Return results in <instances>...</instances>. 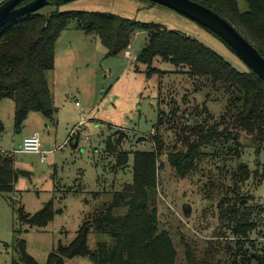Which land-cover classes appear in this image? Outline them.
<instances>
[{"label":"rangeland","instance_id":"obj_1","mask_svg":"<svg viewBox=\"0 0 264 264\" xmlns=\"http://www.w3.org/2000/svg\"><path fill=\"white\" fill-rule=\"evenodd\" d=\"M237 1L241 12H246L245 0ZM59 9L160 24L196 38L238 71H247L235 52L204 27L146 0H69ZM55 10L48 5L41 13L50 15ZM66 31L56 43L55 69L47 74L57 108L54 120L33 112L16 132L15 103L0 102L5 127L0 152L10 155L21 173L10 195L14 207L7 195L0 194V264H12L20 205L25 213L36 214L53 201L54 220L45 228L24 227L21 236L28 253L46 264L59 245L68 246L76 239L85 220L104 214L113 196L133 185L138 152L156 154V188L149 211H157L159 230L170 234L176 264H188V246L201 262L214 263L222 257L223 249L235 241L233 224L229 217L221 218V212L236 203L245 218L256 223L250 250L264 259V143L257 148L251 136L233 127L226 96L215 94L209 85L195 93L189 78L169 63L155 61L152 68L157 71L148 78V68L136 62L149 42L145 32L135 35L126 54L106 58L96 34L86 35L74 22ZM196 116L205 129L216 127L220 136L200 141L194 167L183 178L170 156L199 141L191 133ZM34 134L41 139L45 161L41 155L19 151L23 140ZM109 139L114 147L120 143L115 152L107 150ZM126 157L129 160L120 164ZM127 213L123 208L116 215ZM100 241L113 245L107 235L91 231L89 248L96 250ZM64 264L94 263L89 257H75Z\"/></svg>","mask_w":264,"mask_h":264},{"label":"trees","instance_id":"obj_2","mask_svg":"<svg viewBox=\"0 0 264 264\" xmlns=\"http://www.w3.org/2000/svg\"><path fill=\"white\" fill-rule=\"evenodd\" d=\"M33 1L26 0L24 4ZM67 1L49 0V5L56 8L50 15L39 11L0 30V102L9 99L15 103L16 132H20L33 112L41 113L47 120H54L57 108L47 74L55 69L57 41L74 22L86 35L96 34L100 38L106 58L126 54L135 35L147 33L149 42L136 62L148 68V78L153 71H157L156 67H152L158 61L169 63L177 73L188 77L195 93L202 92L209 85L215 94L221 92L226 96V112L233 114V127L251 136L257 148L264 143V81L248 67L247 71L240 72L196 38L160 24H146L100 12H62L59 7ZM191 1L228 20L264 57V0H245L248 5L246 12H241L237 0ZM210 96L209 92L206 101ZM196 119L201 120L200 124ZM157 124H162V117H158ZM4 131L0 119V135ZM207 132H211L209 137ZM191 133L199 141L190 143L186 152L174 158L170 156L171 165L183 178L194 167L200 141L209 140L214 134L220 136L216 127L207 126L205 129L200 116L194 119ZM117 143L119 146L120 143ZM115 146L109 139L107 150L115 152L118 147ZM127 160V157L120 159V164ZM134 169L135 184H128L124 191L115 194L104 214L99 213L94 219L85 220L76 239L68 246L59 245L48 256L46 264H64L66 259L75 257H89L94 264L177 263V252L170 234L159 230L157 211H149L148 202L154 198L156 188L155 152L136 153ZM19 174L11 156L0 155V194L7 195L13 207L15 200L10 195L15 191ZM236 204L221 212V218L229 217L233 224L232 241L235 242L228 244L222 257L214 263L199 261L188 246V264H264V259L256 258L250 250L254 246L251 235L257 225L246 219L241 207H236ZM123 208L128 213L116 215ZM54 217L53 201L36 214H27L21 205L18 207L12 264H39L28 253L27 244L21 238L23 228H45ZM91 231L107 235L113 245L100 241L96 250L92 251L88 246Z\"/></svg>","mask_w":264,"mask_h":264},{"label":"water","instance_id":"obj_3","mask_svg":"<svg viewBox=\"0 0 264 264\" xmlns=\"http://www.w3.org/2000/svg\"><path fill=\"white\" fill-rule=\"evenodd\" d=\"M25 1L8 0L0 7V30L25 16L41 11L50 4L49 0H35L24 4ZM146 1L169 8L217 35L250 70L264 81V57L228 20L191 0Z\"/></svg>","mask_w":264,"mask_h":264},{"label":"built area","instance_id":"obj_4","mask_svg":"<svg viewBox=\"0 0 264 264\" xmlns=\"http://www.w3.org/2000/svg\"><path fill=\"white\" fill-rule=\"evenodd\" d=\"M8 0H0V7L5 4ZM79 106V104H77ZM22 153L27 154H38L41 155L42 161L46 160V153L42 150L41 139L38 134L31 135L23 140L21 150ZM6 152H0V155H4Z\"/></svg>","mask_w":264,"mask_h":264},{"label":"crops","instance_id":"obj_5","mask_svg":"<svg viewBox=\"0 0 264 264\" xmlns=\"http://www.w3.org/2000/svg\"><path fill=\"white\" fill-rule=\"evenodd\" d=\"M67 32V31H66Z\"/></svg>","mask_w":264,"mask_h":264}]
</instances>
